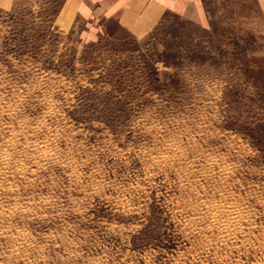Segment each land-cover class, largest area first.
Segmentation results:
<instances>
[{"label":"rangeland","instance_id":"obj_1","mask_svg":"<svg viewBox=\"0 0 264 264\" xmlns=\"http://www.w3.org/2000/svg\"><path fill=\"white\" fill-rule=\"evenodd\" d=\"M0 7V264H264V23L206 0L94 38Z\"/></svg>","mask_w":264,"mask_h":264},{"label":"crops","instance_id":"obj_2","mask_svg":"<svg viewBox=\"0 0 264 264\" xmlns=\"http://www.w3.org/2000/svg\"><path fill=\"white\" fill-rule=\"evenodd\" d=\"M40 0H0V7ZM56 3L55 21L65 30H79L94 38L117 24L124 30L146 34L168 18L203 27L209 22L206 0H42ZM264 23V0H255Z\"/></svg>","mask_w":264,"mask_h":264}]
</instances>
